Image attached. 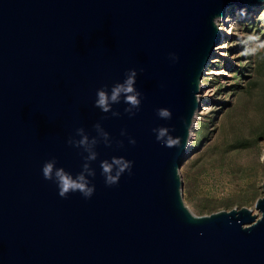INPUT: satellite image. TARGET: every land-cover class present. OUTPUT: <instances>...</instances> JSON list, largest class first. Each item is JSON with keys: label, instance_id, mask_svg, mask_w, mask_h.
<instances>
[{"label": "water", "instance_id": "1", "mask_svg": "<svg viewBox=\"0 0 264 264\" xmlns=\"http://www.w3.org/2000/svg\"><path fill=\"white\" fill-rule=\"evenodd\" d=\"M262 2L0 0V264H264V180L255 212L195 215L179 173L222 39L217 23L231 7L245 14ZM129 69L142 94L136 115L124 113L123 98L112 105L119 117L94 107L97 89ZM158 108L172 118H158ZM96 123L113 143L95 147V192L61 198L42 165L55 157L79 173L87 153L66 141L79 127L96 136ZM158 126L174 128L181 147L157 142ZM114 156L133 167L109 187L100 162Z\"/></svg>", "mask_w": 264, "mask_h": 264}, {"label": "rangeland", "instance_id": "2", "mask_svg": "<svg viewBox=\"0 0 264 264\" xmlns=\"http://www.w3.org/2000/svg\"><path fill=\"white\" fill-rule=\"evenodd\" d=\"M217 27L222 39L202 76L201 107L179 168L183 201L195 215L241 206L255 212L264 180V49L241 54L247 37L264 42V2L243 15L231 7Z\"/></svg>", "mask_w": 264, "mask_h": 264}, {"label": "clouds", "instance_id": "3", "mask_svg": "<svg viewBox=\"0 0 264 264\" xmlns=\"http://www.w3.org/2000/svg\"><path fill=\"white\" fill-rule=\"evenodd\" d=\"M241 14H244V10H241ZM219 16H216L212 20L214 28L216 27V20ZM244 47L242 48V55H255L260 50L264 49V42H260L257 37L249 36L243 41ZM170 59L175 62L178 57L174 53H170ZM136 77L137 71L135 69H129L125 73L123 82H116L111 85L110 90L108 85H103L96 91V99L94 107L99 108L103 113H111L113 117H119L121 113L113 110V104L123 103L127 105L124 108L129 118L136 115L141 105V93L136 89ZM158 118L164 120H170L172 113L168 108H158L156 110ZM96 136L91 138L85 132L83 127L75 129V136H70L66 143L71 147L82 149L87 155L83 156L84 163L81 166V171L73 176L70 172L66 171L63 167H56L57 160L55 157L47 160L42 165V175L45 180L54 182L58 188V195L61 198H67L69 193L79 192L85 199H89L95 192V185L91 183L89 177H95V170L90 166V162L97 159L98 153L95 151V147L99 143H103L106 147H111L113 140L109 136L100 123L93 125ZM175 131L174 128L158 126L152 129L155 134V139L165 147H181V138L174 137L170 133ZM121 136H126L125 130H121ZM78 136L79 139L75 137ZM119 147L123 146V141H116ZM128 143L134 145L135 139L128 137ZM133 162L125 159L124 157H112L111 160H102L100 162L101 174L105 178L106 186H113L119 182V179L126 171L131 174Z\"/></svg>", "mask_w": 264, "mask_h": 264}, {"label": "trees", "instance_id": "4", "mask_svg": "<svg viewBox=\"0 0 264 264\" xmlns=\"http://www.w3.org/2000/svg\"><path fill=\"white\" fill-rule=\"evenodd\" d=\"M262 32V33H261ZM260 33H258V36H261V37H264V30L262 29V31H261ZM240 74H241V71H238ZM235 88H240V86H235ZM264 134V130L262 129V130H260V133H259V135H258V137L259 136H262ZM252 194H254V193H252ZM227 204V203H226ZM210 208H212V207H210Z\"/></svg>", "mask_w": 264, "mask_h": 264}, {"label": "bare ground", "instance_id": "5", "mask_svg": "<svg viewBox=\"0 0 264 264\" xmlns=\"http://www.w3.org/2000/svg\"><path fill=\"white\" fill-rule=\"evenodd\" d=\"M191 136H192V134H191V132H190V135H189V142H190Z\"/></svg>", "mask_w": 264, "mask_h": 264}]
</instances>
